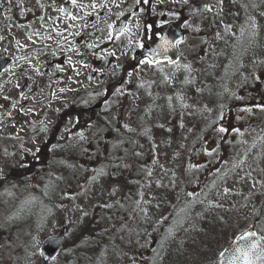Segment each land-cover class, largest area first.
<instances>
[{
  "label": "rangeland",
  "instance_id": "374dc122",
  "mask_svg": "<svg viewBox=\"0 0 264 264\" xmlns=\"http://www.w3.org/2000/svg\"><path fill=\"white\" fill-rule=\"evenodd\" d=\"M66 3L77 20L59 11ZM78 3L0 0V53L12 61L0 75V264H216L250 225L264 236V0ZM205 3L212 12L197 11ZM180 11L187 58L141 67L139 91L108 92L150 19L156 38ZM102 99L108 120L80 123L79 109ZM223 111L232 157L185 158L194 141L208 150L217 128L200 125ZM59 234L65 246L45 263L41 245Z\"/></svg>",
  "mask_w": 264,
  "mask_h": 264
},
{
  "label": "flooded vegetation",
  "instance_id": "af4514ba",
  "mask_svg": "<svg viewBox=\"0 0 264 264\" xmlns=\"http://www.w3.org/2000/svg\"><path fill=\"white\" fill-rule=\"evenodd\" d=\"M149 42V41H147ZM138 43L140 44H143V47H136L134 48L135 51L137 50H140V49H143L144 46L148 43L144 42V41H139ZM181 52L183 53V50H182V45L179 47ZM181 58H184L186 59L187 57L186 56H183V54L181 55L180 59ZM140 60H137L135 61L133 56L129 58V56L122 62V66L119 68L118 72L121 74L122 72V80H123V86L125 84H129L130 87L129 89L133 90L134 92L135 91H139L142 86H141V83L138 82L139 80H135L133 78L130 77L129 73H135L136 71H139L141 65V63H139ZM162 63L164 64H167L168 61H163ZM147 65V64H145ZM157 64H155L156 66ZM168 65H171V64H168ZM152 66V65H151ZM160 77H164L163 74L160 75ZM169 94H173L172 93H169ZM159 101L160 102H167V103H170V98L169 97H166V98H162V96L159 98ZM159 103H157L156 105H158ZM205 125H208L210 127H216V131H215V134L213 136L216 135V133L218 131H221V129H223V127L225 126V121L222 119V120H211V121H207L204 123ZM213 125V126H212ZM223 132V131H221ZM220 132V133H221ZM206 140V138H205ZM213 144H210L209 145V150H206L205 149V145H206V142L203 141V142H196L195 143V146H193V143L191 144V150H193V147H194V150H195V154L193 153V151L191 152H187V153H184V154H187L189 155L190 157L193 156V158H197V157H202V158H207V159H220L221 157H223V155L226 153L225 151V148H224V145H223V139L221 138V136L219 135V132H218V136L212 141Z\"/></svg>",
  "mask_w": 264,
  "mask_h": 264
},
{
  "label": "snow or ice",
  "instance_id": "6c2138e0",
  "mask_svg": "<svg viewBox=\"0 0 264 264\" xmlns=\"http://www.w3.org/2000/svg\"><path fill=\"white\" fill-rule=\"evenodd\" d=\"M142 2L144 4H148L149 0H142ZM189 0H183L184 4H188ZM71 3L74 7H79V8H83V7H87L86 5H80L78 3V0H71ZM136 3H141V0H136ZM217 3L219 5L223 4V0H217ZM105 5H100V7H104ZM97 7V4L93 3L91 4V8L95 9ZM60 12H65L66 9L64 8H60L59 9ZM197 11H202V12H212L213 11V7L211 4L205 3L203 5V7L201 9H198ZM69 18L73 21L77 20V16L72 15L71 13L68 14ZM89 15H91V13H89ZM41 19H43V17H41ZM111 25H109V28L111 29ZM149 28H151V26H148ZM128 31L127 27L121 29L120 34L122 35L124 32ZM59 35V33H58ZM112 37V33L111 31H109L108 33V39L111 40ZM118 38V37H117ZM162 40L165 41V44H169L170 42L167 41L164 37H160ZM29 39H31V37H29ZM129 43H131V40L129 41ZM89 48L93 47V45L89 44L88 45ZM137 47H143V44L137 43ZM159 47H163V45L158 46ZM157 50H153V54H155ZM114 55V53H113ZM141 64H147L149 66H151L154 61L151 59H144L140 61ZM39 70L37 69V72ZM129 75H132V73H129ZM63 91V89L61 90ZM5 99H7V97H5ZM221 131H224V129H221ZM227 191V190H225ZM256 236L255 232H248L245 233L243 236L240 237L241 240H248V241H252L249 244H247L245 247L242 248H237L236 249V253L237 255L234 257L233 260H231L229 262V264H236V261H242V264H257V261L262 262V264H264V246H262L260 244L259 241H253V238ZM261 240H264V237H261ZM43 255V253H41ZM220 256H224V253L221 252ZM51 259H55V257H51Z\"/></svg>",
  "mask_w": 264,
  "mask_h": 264
},
{
  "label": "water",
  "instance_id": "95a60500",
  "mask_svg": "<svg viewBox=\"0 0 264 264\" xmlns=\"http://www.w3.org/2000/svg\"><path fill=\"white\" fill-rule=\"evenodd\" d=\"M167 41H169V44H165V41L160 38L159 40V46L163 45V47H159L158 49H164L163 53L159 57H168L171 60H175L179 52L177 50V43L182 39V33L179 29L174 28L172 25H169L167 29L164 31L163 36ZM158 47V46H157ZM9 64L8 60L3 59L0 56V71L4 69ZM99 106H96L93 111L97 110ZM248 232H255L254 228H251L245 233ZM244 233V234H245ZM243 234V235H244ZM241 235V236H243ZM240 236V237H241ZM240 237L237 239L236 243L224 253V256L221 257L218 264H229L231 260L234 259V257L237 255L236 249L245 247L247 244H249L252 241L248 240H241ZM253 241H259L262 246H264V240H261V237L256 233V236L253 238ZM62 242V238H53L48 240L44 247H43V253L44 255L50 259L54 254L57 252V250L60 248ZM236 264H242V261H236ZM257 264H262V262L257 261Z\"/></svg>",
  "mask_w": 264,
  "mask_h": 264
},
{
  "label": "bare ground",
  "instance_id": "6f19581e",
  "mask_svg": "<svg viewBox=\"0 0 264 264\" xmlns=\"http://www.w3.org/2000/svg\"><path fill=\"white\" fill-rule=\"evenodd\" d=\"M23 104H25V105H26V104H27V101H26V100H24V101H23ZM23 109H26V106H24V108H23Z\"/></svg>",
  "mask_w": 264,
  "mask_h": 264
}]
</instances>
